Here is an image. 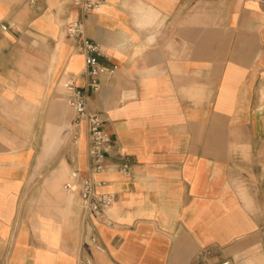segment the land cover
Masks as SVG:
<instances>
[{
  "label": "crops",
  "instance_id": "obj_1",
  "mask_svg": "<svg viewBox=\"0 0 264 264\" xmlns=\"http://www.w3.org/2000/svg\"><path fill=\"white\" fill-rule=\"evenodd\" d=\"M79 15L0 0V264H264V3L104 0L83 17L116 65L87 91L114 142L93 175L114 196L113 224L91 219L102 250L83 246L79 185L63 187L89 175L62 87L85 66L64 35Z\"/></svg>",
  "mask_w": 264,
  "mask_h": 264
},
{
  "label": "built area",
  "instance_id": "obj_2",
  "mask_svg": "<svg viewBox=\"0 0 264 264\" xmlns=\"http://www.w3.org/2000/svg\"><path fill=\"white\" fill-rule=\"evenodd\" d=\"M104 0H73L74 5L78 8L79 17L68 21L64 25L65 38L71 41L74 49L84 55L85 66L82 73L67 76L62 81V87L65 90V101L73 109L71 125H76L80 121L86 122L89 136L88 146V172L85 177L79 176V169H72V179L64 184L65 191H72L76 185H79L81 207L86 224L85 237L83 246L102 250L103 245L99 242L98 234L91 224V219L96 218L106 225H112L113 219L108 216L114 196L108 192H98L97 186L99 181L95 180L93 175L103 171L107 164L105 162L107 152L113 145V139L103 129V120L101 116L92 112L88 108V90L97 91L100 88V77L104 73H111L116 69V65L103 64L99 57L103 54L99 42L88 37L83 17L97 9ZM264 3V0H261ZM10 23H0V34L8 29ZM83 76L86 79L83 88L78 86V79ZM116 156L122 161L117 162V168L125 175L130 174V164L123 160V153L117 149ZM209 251L199 253L194 264H233L231 259H221L212 263L207 262L206 256ZM82 263L92 264L90 257H84L80 260Z\"/></svg>",
  "mask_w": 264,
  "mask_h": 264
},
{
  "label": "rangeland",
  "instance_id": "obj_3",
  "mask_svg": "<svg viewBox=\"0 0 264 264\" xmlns=\"http://www.w3.org/2000/svg\"><path fill=\"white\" fill-rule=\"evenodd\" d=\"M67 142H68V144L72 147V145H73V144H72V141L69 139ZM71 149H72V148H71Z\"/></svg>",
  "mask_w": 264,
  "mask_h": 264
}]
</instances>
